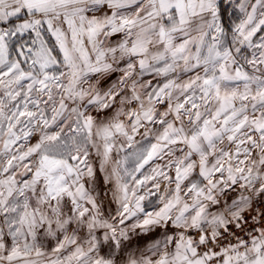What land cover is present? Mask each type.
I'll return each instance as SVG.
<instances>
[{"label": "snow or ice", "instance_id": "obj_1", "mask_svg": "<svg viewBox=\"0 0 264 264\" xmlns=\"http://www.w3.org/2000/svg\"><path fill=\"white\" fill-rule=\"evenodd\" d=\"M226 3L0 0V264H264V0Z\"/></svg>", "mask_w": 264, "mask_h": 264}, {"label": "rangeland", "instance_id": "obj_2", "mask_svg": "<svg viewBox=\"0 0 264 264\" xmlns=\"http://www.w3.org/2000/svg\"><path fill=\"white\" fill-rule=\"evenodd\" d=\"M225 7H227V4H226V3H225ZM230 10H231V12L233 13L234 10L231 9V8H229L228 11L224 13V20H225V23H228L229 20H230V13H229ZM236 14H238V12H237ZM236 14H235V16H236ZM233 15H234V14H233ZM231 19H232V18H231ZM24 39H27V36H25ZM183 78L186 79L187 77H183ZM144 79H145V80H152L153 85H155L158 81H162L163 78L158 77V78H155V79H154V78L151 77V76H145ZM157 107H158V108H162L161 105H158ZM138 139H139V137H138ZM159 163L162 164V163H164V161H159ZM170 174L174 176V170H173ZM185 183H187V182H185ZM166 187H168L167 182L162 181V182H161V190H163V189L166 188ZM171 187H174V185H171ZM235 195H236L235 193L232 194L233 197H234ZM143 203H144V205H145V207H146V211H154V210H158V208L160 207V205H159V203H158V200H157V196H150V197H149L148 199H146ZM112 207H113V209H114V208H115V205L113 204ZM128 223H131V221H129ZM160 231H161L160 229H156V230L154 231V232H156L157 237L159 236ZM105 251H106V249H105ZM102 254H103V253H102Z\"/></svg>", "mask_w": 264, "mask_h": 264}, {"label": "crops", "instance_id": "obj_3", "mask_svg": "<svg viewBox=\"0 0 264 264\" xmlns=\"http://www.w3.org/2000/svg\"><path fill=\"white\" fill-rule=\"evenodd\" d=\"M225 3H226V0H225ZM229 13H230V18H232V19H235L236 18L235 14L233 15V13L231 12V10H230ZM152 237H157L156 232L150 233L148 237H142L140 239V246L146 248L147 247V244L150 242V240H151Z\"/></svg>", "mask_w": 264, "mask_h": 264}, {"label": "built area", "instance_id": "obj_4", "mask_svg": "<svg viewBox=\"0 0 264 264\" xmlns=\"http://www.w3.org/2000/svg\"><path fill=\"white\" fill-rule=\"evenodd\" d=\"M240 235H243V233H240ZM244 238H245V239H247V237H246V236H245Z\"/></svg>", "mask_w": 264, "mask_h": 264}]
</instances>
